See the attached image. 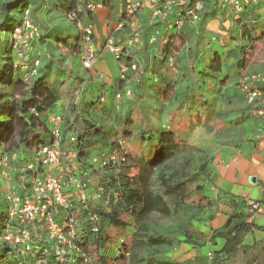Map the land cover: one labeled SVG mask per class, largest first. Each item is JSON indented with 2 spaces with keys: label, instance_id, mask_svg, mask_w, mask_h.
I'll use <instances>...</instances> for the list:
<instances>
[{
  "label": "clouds",
  "instance_id": "1",
  "mask_svg": "<svg viewBox=\"0 0 264 264\" xmlns=\"http://www.w3.org/2000/svg\"><path fill=\"white\" fill-rule=\"evenodd\" d=\"M4 2L5 0H0V5ZM128 2L130 9L136 8L137 3H134L133 0H128ZM228 2L235 7V10L229 9L224 13V17L228 19L229 29L233 31L236 38L228 41L222 49L225 53L232 50L234 55L219 73L220 76L225 72L235 71L234 66L235 61L239 59V50L245 44L242 38L245 28L254 31L257 35L264 30V0H228ZM186 3L187 0H175V7L179 10ZM29 5L22 14L10 13L15 19L23 21L17 33V49L19 50L21 47L22 40L46 38L48 59L54 65L53 78L47 84V88L49 91H67L71 86L75 96V100L71 97H64L54 104V107L61 109V113L56 117L57 122L67 119L72 128V131L63 135V139L67 143L58 145L59 151H70L69 146H71L79 147L84 152L85 158L80 161L81 171L84 174L81 181L85 178L90 179L95 186V180L92 177L100 176L101 179H104L102 173L105 169H112L113 175L116 176L113 184L117 193L115 201L112 191H109L108 199H104L101 194L98 200L96 199L97 193L93 191L88 205L90 211L92 213L111 212L113 208L117 207L123 199L120 193L124 191L121 188V184L124 182H127L131 188H140L141 191H146L153 196L161 194L163 186L154 185L150 180L154 168L161 172L164 168H171L174 173L191 175L195 163L203 155L201 149L204 147L202 143H197L193 139L192 134L194 130L208 126V113L210 109L214 108L212 98L209 96L214 82L205 83L198 78L195 73V62L197 59H202L206 64L211 57L212 49L220 47L219 41L214 36L205 37L201 33L199 43L193 40L187 45L184 54L192 69L190 76L184 72L183 66L179 63L170 72L160 71L159 59L164 54L157 49L156 54L153 55L152 52H145L137 45L133 50L137 69L141 71V79L137 80V84H141V80H143V84L140 87L134 86L131 97L125 100L121 83L115 78L123 77V65L117 66L113 61V67H119V71L98 75V80H92L90 76L91 73L96 72L107 63L99 59L107 49L100 52L88 51L91 44L90 36L95 38L97 45L101 43V26L97 22L86 23L89 9L95 12L100 8V0H30ZM112 5L111 15L115 19L123 8V0H112ZM169 12H171V5H169L168 12L161 14L162 21L169 15ZM241 13L244 14L243 23L233 28L231 19L239 17ZM0 20H2V14H0ZM163 31L167 32V27H164ZM177 31L188 33L191 31V26H178ZM108 35L104 31V37L107 38ZM128 36L131 37L132 32H129ZM2 38L3 33H0V39ZM152 39L155 40L156 37ZM23 47L25 54L18 56V63L27 61L32 53L36 55L40 53L39 44L35 47L25 44ZM108 47L110 48L111 45ZM53 53L56 54L53 55ZM85 59L89 60L88 65H85ZM172 59L175 60V57ZM47 62L45 59L39 60V68H42ZM145 62L150 68L156 69L154 76H145ZM261 66L264 67V62ZM23 67L28 68L29 65L23 64ZM86 67L89 78L83 85H73L74 78L83 74ZM31 74L43 75V72L38 71L37 65L34 64ZM131 76L136 78V72L131 73ZM109 77L113 78L109 79ZM61 78H63L62 82ZM105 80L108 83L101 87L100 82ZM169 82L174 87L167 91L166 96L161 95L165 85ZM57 84L60 85L59 89H56ZM177 86L180 89L179 92L176 90ZM45 97H48V92L43 93L42 102ZM97 98H99L98 103L89 106L87 102L97 100ZM117 100H119L118 105L115 102ZM165 100L172 107L168 110L166 119L162 120L161 113L165 109ZM204 101H208V103L205 104ZM33 114L34 116L41 115L35 109H33ZM85 120L90 123L86 124ZM48 123L53 126L52 121H48ZM133 129L136 130L135 136L131 135ZM53 131L57 137L61 136L58 125L53 126ZM83 132H87L91 138L85 139L82 144L77 143V134ZM145 135L152 137L148 142L150 151H146V146L140 139ZM21 141V135L17 134L9 143L20 145ZM6 147L7 145H0V151ZM44 151L35 149L29 151L23 147L19 151L15 147L11 149L13 154L6 167L12 173L19 175L17 191L23 189L24 181L28 178L27 170L35 168L43 159ZM66 167L71 168L70 165ZM4 179L7 184L8 171H5ZM84 186V183L81 182V187ZM86 195L88 194L86 193ZM128 210L129 212L133 211L131 207ZM17 211L19 212L18 209ZM28 215L27 212L21 213V218L18 220V223L21 224L20 231L13 230L9 233V237H19L13 257L15 264H31L35 256L36 245L40 241V237L35 234L34 229L22 227L23 217ZM89 219L98 222V216L95 214H92ZM98 226L99 223L96 227ZM7 240V237L0 238V248ZM107 255L106 250L105 256ZM0 264H4V262L0 261Z\"/></svg>",
  "mask_w": 264,
  "mask_h": 264
},
{
  "label": "trees",
  "instance_id": "2",
  "mask_svg": "<svg viewBox=\"0 0 264 264\" xmlns=\"http://www.w3.org/2000/svg\"><path fill=\"white\" fill-rule=\"evenodd\" d=\"M187 1H190V3L185 4V7L179 10L176 9L174 12L172 22L175 28L178 29L175 24L177 12L182 11L185 13L188 8L193 7L198 1L202 3V7L199 10V22L203 23L206 17L213 16V6L212 4H208L210 3L208 0ZM29 3L30 0H5L0 5V14H2L0 33H3V38L0 39V145H7L3 151H0V160L5 157L8 163L13 154L11 152L13 147L17 151L21 147L31 151L40 144L49 142V126L46 122L47 115L45 113H50L54 108V104L58 103L60 98L71 97L75 100L71 86L67 91L48 90L47 84L50 81L47 79V76L49 71L54 68L50 59L46 58L48 62L42 68L38 66V71L43 72V75H36L32 78H27L26 76L31 69L32 60L39 58L38 55L35 53L30 54V59L27 61L29 70H24L17 62V50L13 44L12 34L16 28L21 26L22 20L15 19L10 13L16 12L22 14L30 6ZM100 3L108 5L109 0H100ZM121 15L124 17L123 8ZM86 19V23L95 22L92 10L89 9ZM248 30V28H245L242 33V38L248 41L239 50V59L235 61L237 69L244 67L247 49H253V43L261 38V36H264V34L261 36H250L248 35ZM61 43L64 42L61 41ZM37 44L40 45V50H42V47H45L43 51L48 53L46 38L33 39L31 41L32 47H35ZM125 48L126 46L119 59L129 66L130 56L125 55ZM162 53H165V49L162 50ZM233 55L234 53L231 51L227 54V57L231 58ZM166 57L164 54L161 57L162 61H165ZM211 59L209 69L212 73L221 72L223 66L221 57L218 54H214ZM29 80H31V83H29ZM78 80L79 78L75 77L72 82L73 85H80ZM119 82L122 86L120 78ZM59 88L60 85L57 84L56 89ZM167 89L168 87L163 90V95L167 94ZM44 92H48V97H45L44 102H42ZM98 101L97 98V100L91 101L88 104L89 106H94ZM33 109L41 115L34 116ZM85 123H90V121L85 120ZM70 131H72L71 125L65 119L63 132L65 134ZM17 134L22 137L21 144H10L9 141H12L13 137ZM90 138L87 132L79 133L77 134V143L82 144L85 139ZM140 139L141 142H144L147 139L151 140L152 137L145 135L141 136ZM201 151L203 155L195 163L191 175L187 173H174L171 168H164L162 172L154 168L150 180L154 185L163 186L161 194L153 196L146 191H141L140 188H131L127 182L121 184V188L124 191L120 193L123 199L119 205L113 208L111 212H97L101 216L102 227L100 232L97 235H93L89 241L92 245L90 264H110L111 260L115 264L121 260L126 264H172L168 261L156 259L154 253L162 247L178 243L180 241L178 235H182L184 242L191 243L195 247H199L207 241L213 243L217 238H222L224 244L221 249L213 252L209 264H228L229 262L232 264L239 254L247 259L249 258L248 260L257 254L258 257L256 258H258V262L255 263L264 264V240L252 246L244 244L245 237L249 232L254 229L264 232V226H256L252 222H249L248 214L241 210L234 209L225 224L221 228L213 230L208 240H205L200 233L191 228L192 219L207 221L212 218L210 216L204 220L199 217V214L203 213L215 202V200L209 198L205 193L206 183L212 181V169L210 168V158L207 150L203 147ZM83 158H85L84 152L77 147V160L81 161ZM12 176L14 179L19 177L18 174L14 173ZM102 176L104 179L96 176V187L102 189L104 199H108V193L112 191L113 200L115 201L117 193L113 188V184L116 176L113 175V170L105 169ZM129 207L133 209L132 212H129ZM154 214L172 220L175 223V227L170 231L157 232L151 220ZM6 219L7 205L0 186V237L6 229ZM108 225L122 229L131 228L128 243L126 242L127 239L119 241V239L115 240L109 236L104 237L102 228ZM109 242H113L110 247H108ZM115 248L119 249L118 253H115ZM106 250L108 252L107 256H105ZM6 251L7 248L3 245L0 248V261H2V257ZM8 264L13 263L9 261ZM246 264H251V260L246 262Z\"/></svg>",
  "mask_w": 264,
  "mask_h": 264
},
{
  "label": "crops",
  "instance_id": "3",
  "mask_svg": "<svg viewBox=\"0 0 264 264\" xmlns=\"http://www.w3.org/2000/svg\"><path fill=\"white\" fill-rule=\"evenodd\" d=\"M208 1L210 2L208 4H212L213 6V16L206 17L203 23L186 22L182 27L190 25L191 31L188 33L177 31V28L173 25L172 21L176 10L175 1L157 0V2L150 3L139 12L136 24L141 29L140 37L134 46L125 48L126 55L130 56L127 83L131 88L134 86L140 87L143 84V80H141V84H137V80L141 79V73L138 75L136 71L131 70L132 66L135 65L133 50L137 45L143 48L145 52H152L153 55L156 54L157 49L161 53L162 50L165 49L164 54L167 57L165 61H162V56L160 57V71L170 72L176 67L177 63H179L183 66L184 71L186 70L189 72V69L191 71L192 69L189 67L188 60L185 57V49L193 40L199 43L201 39L200 34L203 33L205 37L214 36L220 43V47L212 49L211 57L214 54H218L221 57L222 64L226 62L224 58L227 57V55H225L221 48L226 45L228 41L236 38L233 31L229 29L228 19L224 17V13L232 7L230 3H223L221 0ZM188 3H190V1H187L186 4ZM169 5H171V12H169V15L162 21V13L160 11L168 12ZM112 6V0H109L108 5H102L93 12L94 21L102 28L100 32L101 43L97 45L95 38H93L97 52L107 49L105 47L106 38L104 37V31L110 36H113L115 43L120 46H125L124 44L128 38V33L132 32V23L121 15L122 10L119 12L117 18H112ZM243 15L244 14L241 13L239 17H233L231 19L233 28L243 23ZM164 27H167V32L163 31ZM263 34L264 30L260 36ZM248 35L254 37L257 34L249 29ZM153 37H156V39L153 40ZM244 41L245 44H247L246 41L248 40L244 39ZM260 43H262V45L264 43V38L262 36L253 43V49L246 50L244 67L237 69L234 66L235 71L228 73L226 78L235 77L233 80H237L239 73L248 67V61L251 59L250 57L257 52V46ZM193 47H195V44H193ZM173 57H175V60L172 59ZM211 57L206 64L203 63L202 59H197V62H195V73L198 72V67H200L199 70L202 74L209 76L217 75V73L213 74L212 71L209 70V65L212 61ZM99 59L107 63L96 72L90 74L92 80H98V75H103L106 72L115 73L116 68L113 67V64H110V61L113 62L115 59L108 49ZM117 62L119 63V61ZM262 62H264V59H262ZM262 70H264V67H262ZM155 71V68H150L148 63L145 62V76H154ZM85 72L89 77L88 70L85 69ZM133 72H136V78L131 76ZM76 77L79 78L78 81L80 85H83L85 80H87L81 78L80 75ZM112 78L113 77H109V79ZM115 78L119 80L118 77ZM107 83V80L100 82V86L103 87V85ZM181 83H183V81H181ZM149 87H151V85H149ZM167 87L168 91L174 87V85L169 82L165 85V88ZM176 90L177 92L180 91L178 86ZM108 91H111V89H108ZM161 95H163V90ZM124 99L127 100L129 98ZM91 101L93 100L87 103ZM232 103L233 101L231 100L227 101L229 105ZM118 104L119 102H117V105ZM169 105L167 100H165V107ZM125 108H127V105H125ZM236 113L237 114L228 121L227 127L217 128L215 124L213 125L214 128L211 130V133L206 134L205 137L197 142L202 143L209 154L212 181L206 183L205 193L209 198L215 200V202L213 201L214 203L212 206H209L203 213L199 214V217L204 220L211 216L212 218L210 220L201 222L197 219H192L190 226L194 231L200 233L205 240L210 238L213 230L221 228L225 224L234 209L247 213V202L249 200L258 201L264 206V121L255 116L247 107L244 108V106H242L239 111H236ZM225 115H227V113ZM199 131L200 130H198V132ZM204 203H206V201H204ZM248 221L256 226L262 227L264 226V214H255L252 218H248ZM178 239L180 240L178 243H172L171 246H165L162 247L163 249L161 248L156 251L154 253L156 259L168 261L172 264H209L213 252L221 249L224 244L222 238H217L213 243L207 241L203 244L208 246L207 253L204 254L202 252L200 254L196 249L198 247L183 241L184 237L182 235H178ZM262 240H264V232L254 229L247 234L244 244L252 246L262 242ZM214 245H219V249L214 248ZM201 246L202 245H200L199 248ZM210 247L214 249H209ZM256 257H258L257 254L256 256L253 255V258L250 259L251 264H256L255 262H258V258ZM248 259L239 254L237 258L233 260L232 264H235V262L246 264V262L250 261ZM228 264H231V262Z\"/></svg>",
  "mask_w": 264,
  "mask_h": 264
},
{
  "label": "built area",
  "instance_id": "4",
  "mask_svg": "<svg viewBox=\"0 0 264 264\" xmlns=\"http://www.w3.org/2000/svg\"><path fill=\"white\" fill-rule=\"evenodd\" d=\"M170 1L173 2L175 0ZM133 2L137 3V6L135 9H130L128 0H123L124 17L132 23V36H128L126 39L124 44L126 47L134 46L140 37L141 29L136 24L139 12L144 8V5L157 2V0H138V2L133 0ZM222 2L229 3L228 0H222ZM100 4L102 6V3ZM201 4L198 1L193 7L188 8L185 13L182 11L177 12L175 21L177 27H182L186 22H199ZM231 7L235 10L232 4ZM20 27L16 28L12 34L17 57L25 54L23 45L26 44L32 47L31 41L33 40H22L21 47L18 50L17 33ZM89 38L91 39V44L88 47V51L97 52L93 38L91 36ZM109 45H111L110 48L108 47ZM125 46L117 45L114 37L110 35L105 40V47L119 61V65L124 66L123 77L118 78L123 84V98H130L132 88L127 83L129 69L125 62L119 59ZM81 47L83 46L81 45ZM39 60V58L33 59L32 65L36 64L38 67ZM27 61L19 63L24 70H29V68L23 67V64H27ZM84 63L88 65L89 60L85 59ZM85 69L88 70L87 67ZM132 69L136 70V65L132 66ZM31 73L32 66L26 77L32 78L36 76ZM124 77L127 78L125 79ZM238 88L243 95V100L248 110L264 121V70L242 77L238 82ZM115 102L117 103L119 100ZM57 116V114L50 113L46 116L50 140L34 148L36 151L45 150L44 157L35 168L27 170L26 175L28 178L24 181L23 189L17 191L19 177L17 179L13 178V173L6 167L8 161L5 157L0 160V186L7 205L6 229L0 237L8 238L7 242L3 244L7 248L2 257L4 264H8L9 261L15 264L13 257L16 245L19 243V237H9V233L13 230L15 232L20 231L21 224L18 223V220L21 218L20 214L24 212L29 215L23 217L22 227L30 230L34 229L35 234L40 237L31 264H90L91 262L92 245L89 241L93 235H97L100 232L102 219L98 213H92L88 205L91 193L93 191L96 192V199L98 200L102 194V189L96 187V185L91 189L92 181L90 179L85 178L81 181L84 174L81 171V163L77 160V147L69 146L70 151H59L58 145L66 144L67 142L63 139L64 121L57 122ZM48 121H52L53 126L58 125L61 132L60 137H57L53 131V126H50ZM67 165H70L71 168H67ZM5 171L9 172L7 184L4 179ZM81 182L84 183V187H81ZM258 213L264 214V206L258 201L249 200L247 202L248 218H252ZM92 214L98 216V222L89 219ZM97 223H99L98 227H96ZM121 240L122 237L119 238V241ZM114 251L118 253L119 249L115 248Z\"/></svg>",
  "mask_w": 264,
  "mask_h": 264
},
{
  "label": "rangeland",
  "instance_id": "5",
  "mask_svg": "<svg viewBox=\"0 0 264 264\" xmlns=\"http://www.w3.org/2000/svg\"><path fill=\"white\" fill-rule=\"evenodd\" d=\"M263 31V30H262ZM262 31L260 32V34L262 33ZM259 34V35H260ZM225 46V45H224ZM221 49H223V47ZM45 47H42L40 50V53L38 55L39 59H45L48 58V53L44 52ZM232 50H229L227 53H225V55H227L229 52H231ZM257 52L254 53L253 56H251L250 60L248 61V67L245 68L241 73H239L237 80H233L235 77H229L226 78L227 74L230 72H225L224 75L220 76L219 73H217V75L215 76H209V75H205L202 74V72H200V67H198V72L196 73V75L198 76V78L205 82L208 83L209 81L214 82L212 88L209 91V96L212 98V101L214 103V108L209 110L208 113V126L207 127H200L196 130H194L193 132V139L196 140L197 142L200 141L203 137L206 136V134H210L211 130L214 128L213 125H215L217 128H222V127H227L228 126V121L231 120L237 113L236 111H239V109L242 108V106H245V102L243 100V95L241 93V91L238 88V82L239 80L244 77L247 74H251L254 72H258V71H262V59H264V43L262 45V43H260L257 46ZM56 54V53H55ZM114 58V57H113ZM115 59V58H114ZM136 59V58H135ZM134 59V61H135ZM210 59V58H209ZM208 59V61H209ZM232 59L229 57H225L223 62V66H222V70L224 69L225 65L229 63V61ZM197 62V61H196ZM110 64H113V62L110 61ZM115 64L117 66H119V63L117 62V60L115 59ZM261 64V65H259ZM136 65V63H135ZM116 70L115 72L119 71V67H115ZM133 70V69H131ZM210 70V69H209ZM136 71L138 73V75L141 73L140 70L137 69V65H136ZM186 74H191V70L189 69L188 71H184ZM81 78H85L88 79V74L86 72H84L83 74L80 75ZM212 77V78H211ZM53 78V68L49 71V74L47 76V79L49 81H51ZM63 78H61L62 80ZM238 90V91H237ZM179 92V91H178ZM231 100L233 101V103L231 105L227 104V101ZM241 102V104H240ZM205 104L208 103V101H204ZM172 107V105L166 106L164 111L161 113V118L166 119V114L168 112V110ZM227 111V112H226ZM61 113V109L54 107L52 109V111L50 112V114H57L59 115ZM227 113V115H225ZM227 123V124H225ZM198 130H200V135ZM216 133V132H215ZM132 136L136 135V130L133 129ZM209 136V135H208ZM150 140H144V142H142L145 146H146V151H150L151 148L148 147V142ZM92 179L95 180V185L97 184V179L96 176H93ZM95 186L91 185V189H93ZM152 220V225L154 226V229L157 232H163V231H170L172 228L175 227V223L172 220H169L167 218L161 217L158 214H154L151 217ZM202 222V221H201ZM102 233L105 236H109L112 239H119L122 237L123 240L127 239V243L129 241V237L131 235V228L129 229H122V228H118L115 227L113 225H108V226H103L102 228ZM113 242H109L108 247L112 246ZM213 248V247H212ZM211 247L209 249H212ZM214 248L219 249V245H214ZM213 248V249H214ZM163 249V248H162ZM198 250V252L201 254L202 252L204 254L207 253L208 251V246L207 245H202L200 248H196ZM212 249V250H213ZM239 259V257H238ZM228 262V261H227ZM110 264H115L114 261H110ZM116 264H126L123 260L118 261ZM235 264H240V262H235Z\"/></svg>",
  "mask_w": 264,
  "mask_h": 264
}]
</instances>
